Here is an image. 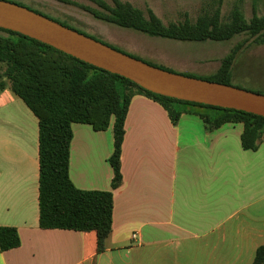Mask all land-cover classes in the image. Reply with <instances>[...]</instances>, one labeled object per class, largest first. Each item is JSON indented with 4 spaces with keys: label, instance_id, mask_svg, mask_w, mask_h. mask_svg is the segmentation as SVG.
Wrapping results in <instances>:
<instances>
[{
    "label": "crops",
    "instance_id": "1",
    "mask_svg": "<svg viewBox=\"0 0 264 264\" xmlns=\"http://www.w3.org/2000/svg\"><path fill=\"white\" fill-rule=\"evenodd\" d=\"M122 147L107 248L97 233L39 224V120L0 89V225L21 244L0 264H251L264 243V139L242 144L244 124L208 131L183 113L174 124L157 101L135 95ZM113 123H73L70 175L83 189H112Z\"/></svg>",
    "mask_w": 264,
    "mask_h": 264
},
{
    "label": "trees",
    "instance_id": "2",
    "mask_svg": "<svg viewBox=\"0 0 264 264\" xmlns=\"http://www.w3.org/2000/svg\"><path fill=\"white\" fill-rule=\"evenodd\" d=\"M59 1L78 6L101 20L151 36L202 42L245 35L206 78L213 81L230 84L239 53L251 45L264 44V14L254 12L248 17L239 4L227 14L215 4L202 8L196 18L184 12L182 18L165 21L151 7L143 9L128 0H112V3L91 0L96 6L76 0ZM7 87L25 101L39 120L40 227L95 231L99 252L106 250L113 227V189L123 183L121 157L125 124L135 95L142 94L159 102L174 124L183 113H194L203 119L208 131L227 122H242L245 148H257L264 139L263 115L156 93L124 75L0 27V89ZM75 122L89 123L96 130H105L113 123L114 150L109 157L113 167L112 189H83L73 182L70 160ZM20 244L17 227L0 225L1 251ZM251 264H264V243L257 248Z\"/></svg>",
    "mask_w": 264,
    "mask_h": 264
},
{
    "label": "rangeland",
    "instance_id": "3",
    "mask_svg": "<svg viewBox=\"0 0 264 264\" xmlns=\"http://www.w3.org/2000/svg\"><path fill=\"white\" fill-rule=\"evenodd\" d=\"M63 22L98 40L115 46L122 51L179 73L210 77L218 68L221 59L245 35L230 40L182 41L151 36L134 29L96 18L78 6L59 0H9ZM96 6L91 0H76ZM112 3V0H107ZM143 9L151 7L163 20L182 18L188 12L193 18L202 8L220 5L223 13L239 4L250 17L257 12L264 14V0H128ZM232 85L264 93V44L251 45L239 53L233 68Z\"/></svg>",
    "mask_w": 264,
    "mask_h": 264
},
{
    "label": "water",
    "instance_id": "4",
    "mask_svg": "<svg viewBox=\"0 0 264 264\" xmlns=\"http://www.w3.org/2000/svg\"><path fill=\"white\" fill-rule=\"evenodd\" d=\"M0 27L124 75L156 93L264 116V93L156 66L17 2L0 0Z\"/></svg>",
    "mask_w": 264,
    "mask_h": 264
}]
</instances>
